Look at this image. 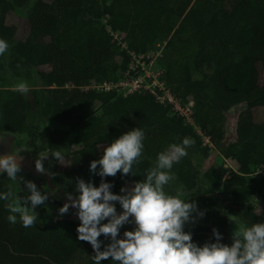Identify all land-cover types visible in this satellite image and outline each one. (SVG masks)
Returning a JSON list of instances; mask_svg holds the SVG:
<instances>
[{"label": "trees", "instance_id": "obj_1", "mask_svg": "<svg viewBox=\"0 0 264 264\" xmlns=\"http://www.w3.org/2000/svg\"><path fill=\"white\" fill-rule=\"evenodd\" d=\"M16 8L26 10L29 36L23 41L16 40L18 28L7 24L9 13ZM115 34L124 46L117 45ZM0 38L10 44L8 67L16 77L29 79L34 67H49L40 73L42 88L32 89L29 100L11 85L0 88V136L26 133L37 154L45 149L38 143L37 120L53 117L58 126L50 146L66 150L70 163L64 171L44 167L59 193H75L79 179L98 186L100 177L90 171V163L100 159L115 138L140 127L146 136L143 158L133 166L135 176L122 179L118 173L107 177L115 182L114 192L142 180L159 152L190 137L193 144L188 155L174 164L175 180L166 190H182L185 199L193 197L205 211L199 219L207 223L226 227L229 216L249 224L264 222V176L251 178L259 182L263 197L259 214V206L248 202L256 192L249 186L243 195L234 193L231 201L221 199L214 190L220 185L212 179L215 167L204 175L210 187H199L195 160L207 158L210 152L201 135L185 118L170 114L150 92L119 95L111 83L119 73L127 74L125 80L138 73L128 72L132 53L146 55L163 42V80L179 97L194 102L193 119L210 137V143L219 146L222 141L225 109L249 104L250 108L239 115L234 145L247 162L236 153L224 152L240 173L233 181L237 178L242 186L248 185L249 175L264 164V120L259 116L264 106L260 79L261 71L264 73V0H0ZM93 83L113 87L81 89ZM4 174L0 176V191L11 186ZM33 178L42 191L50 192L42 178ZM49 199L61 206L67 202L53 194ZM5 203L0 201V264H93L91 255L95 253L90 243L77 238L79 221L57 217L45 223L38 217L34 226L25 228L19 220L15 224L7 220ZM213 228L185 226L201 246L215 241ZM222 237L223 243L231 244V237L224 233ZM102 264L113 262L109 258Z\"/></svg>", "mask_w": 264, "mask_h": 264}, {"label": "clouds", "instance_id": "obj_2", "mask_svg": "<svg viewBox=\"0 0 264 264\" xmlns=\"http://www.w3.org/2000/svg\"><path fill=\"white\" fill-rule=\"evenodd\" d=\"M9 48V42L0 38V57ZM15 89L27 93L30 85L20 81ZM145 138L140 127L115 138L100 159L90 163V171L100 177L99 185L79 179L75 193L67 192V202L58 210L62 216L75 209L77 238L90 243L95 253L91 255L93 264L109 258L113 264H264V222H237L231 244L222 242V233L215 227V241L202 246L193 241L191 231L185 230L186 224L196 223L205 211L198 209L195 200L185 199L182 190L172 193L166 186L175 180L174 164L188 155L193 144L190 137L159 152L142 180L131 187L122 186L119 193L113 191L115 182L107 177L136 175L133 166L143 158ZM17 157L13 152L0 154V176L6 173L14 184L23 181L27 194L20 195L9 186L7 191H0V201L6 202L7 220L12 224L19 220L27 228L35 225V209L46 205L52 193L42 191L32 180H24ZM51 157L59 163L65 159L61 150L52 151ZM35 167L41 173L45 171L43 160H37Z\"/></svg>", "mask_w": 264, "mask_h": 264}, {"label": "rangeland", "instance_id": "obj_3", "mask_svg": "<svg viewBox=\"0 0 264 264\" xmlns=\"http://www.w3.org/2000/svg\"><path fill=\"white\" fill-rule=\"evenodd\" d=\"M48 2H51L52 0H45ZM7 24L10 26H16L18 28V35L16 37L17 41H23L28 38L29 36V25L26 19V10L21 8H16L15 10L11 11L8 15ZM114 39L117 41V45L124 46V43L122 42L121 37H119L117 34L114 35ZM163 42H158L154 48L147 53L146 55H142L140 57V62L133 65V68H136V71L138 74L142 75L141 79H143V82L145 84H149L150 88L158 92L159 87L157 86V83L161 85V87H164L166 90L173 91L174 90L169 87L165 81L164 78V72H165V65L162 60V52L164 49ZM4 62V69L2 71V74L0 75V88L4 86L11 85L15 88V85L20 82L24 81L27 82L30 85V89L27 93H23L27 100H29V92L32 89H41L42 88V82L40 79V73L42 71H47L49 69L48 66L41 65L34 67V69L31 71V77L29 79H22L16 77L13 72L8 67L9 62V52H7L4 55L3 58ZM134 70V69H131ZM127 78V74H117L112 77L111 83L116 85L115 87L116 92L119 95H123L126 89V84H124L125 79ZM261 84H264V73L261 71L260 75ZM123 83V84H122ZM183 102L188 103L191 98H182ZM185 103V104H186ZM250 108L249 104H241L237 105L235 107L225 109V115H226V123L224 126V131L222 134V141L219 146L213 145V142L206 143V138L209 136L205 135V133L201 130V127L197 122L194 121L190 123L194 129L198 132L199 135L202 137V142L207 144L210 148L209 156L207 158H196L195 163L199 170L198 175V186L199 187H210L207 184L205 173L209 171V168L215 167L217 169L216 172L212 173V179L220 182V185L218 188L214 189L217 193L220 194L221 199H228V201H231V197H234V193H238L239 195H243L244 192L256 189L255 194L253 195L252 199H249L252 205L259 206L258 209H256V212L259 214L262 212V203H263V197L259 193V187H257L259 182H255L251 180L255 175L256 176H264V164H259L256 166V173L254 175H249V179L247 180L248 185L242 186L237 181L236 178L235 181V175L240 174L237 164L234 163L233 160L226 157L225 151H229L230 154L238 155V158L241 160H245L247 162L246 156L238 149L234 148L235 143L237 142V123L238 118L241 112L247 110ZM97 115H100L102 112L99 109V106L96 107ZM259 116H261V119L264 120V106L259 109ZM187 123V122H186ZM38 127H39V134L40 139L38 141L40 146H44L45 149L42 151H39L37 154H34L33 147L30 145V137L26 133H7V138H11L15 145L11 147V151L9 153H14L16 155H19L24 158H32L33 163L35 165L37 160H43L44 167H48L51 170L58 169L61 171L67 170L69 168V158L66 150L57 149L55 146H50L49 140L54 139V135L52 133L56 130L58 124L57 121L50 116L47 117H41L37 120ZM51 137V138H50ZM212 140V139H211ZM209 144V145H208ZM78 146H81L80 144ZM77 147V146H75ZM74 147V148H75ZM54 150H61L65 156V159L62 163L57 162L54 158L51 157V152ZM1 154V153H0ZM5 154V153H3ZM47 156V157H46ZM44 157H46L44 159ZM20 175L24 177V180H32L34 181L38 187L41 188L39 185V182H36L35 179L31 174H24L20 172ZM4 178L7 179L9 182H11V186L13 189L20 195H26L27 192L24 190V182L20 181L17 183H13L11 180L7 178L6 173L4 174ZM19 179V177H18ZM264 185V184H262ZM249 186V190H248ZM42 190V189H41ZM191 201L194 198L193 197H186ZM46 205L37 206L35 211L38 213V217L42 219L45 223H50L57 217L62 218H70L73 220L78 221L76 216L74 215L75 209L70 208L69 212L62 215L59 213V208L61 205L55 203L51 199H49ZM261 205V206H260ZM63 206V205H62ZM117 207L119 209V205L117 204ZM199 209V208H198ZM200 210V209H199ZM242 221L240 218L235 216H229L228 223L226 227H220L217 226L214 222H204L202 219H198L196 223H188L185 226L189 225H203V226H213L220 230L222 233L226 234L227 236L231 237L232 232L236 228V223ZM125 228H131L130 225H126ZM123 232V229H122Z\"/></svg>", "mask_w": 264, "mask_h": 264}, {"label": "built area", "instance_id": "obj_4", "mask_svg": "<svg viewBox=\"0 0 264 264\" xmlns=\"http://www.w3.org/2000/svg\"><path fill=\"white\" fill-rule=\"evenodd\" d=\"M140 57L142 55H136L132 53V64L129 69V73L131 69L136 71V68H133V65L140 62ZM142 75L136 73L131 75L127 80H125L124 84H126V89L124 95L131 94L134 92H150L155 96L156 102L160 103L167 111L172 115H179L185 118L188 124L193 122V105L194 102L190 100L188 103L183 102L182 98L179 97L175 92L166 90L164 87H161L159 83L157 86L159 87L158 92L150 88L149 84H145L143 79H141ZM123 84V83H122ZM113 85L110 83L103 84H86L81 87L82 90L87 89H98V90H110ZM186 103V104H185ZM206 143L210 144V137L206 138Z\"/></svg>", "mask_w": 264, "mask_h": 264}, {"label": "water", "instance_id": "obj_5", "mask_svg": "<svg viewBox=\"0 0 264 264\" xmlns=\"http://www.w3.org/2000/svg\"><path fill=\"white\" fill-rule=\"evenodd\" d=\"M5 154H9V153H5ZM17 159L21 165V172H27L34 175L37 178H42L44 180L45 186L50 190V192L53 194L55 198H63L67 200L66 195L58 192L57 184L49 171H47L46 169L43 173L37 171L32 158H24L18 155Z\"/></svg>", "mask_w": 264, "mask_h": 264}, {"label": "flooded vegetation", "instance_id": "obj_6", "mask_svg": "<svg viewBox=\"0 0 264 264\" xmlns=\"http://www.w3.org/2000/svg\"><path fill=\"white\" fill-rule=\"evenodd\" d=\"M14 145H15V142L11 138H7L6 135L0 136V153H9L11 151V147ZM28 174H30V173H28Z\"/></svg>", "mask_w": 264, "mask_h": 264}]
</instances>
